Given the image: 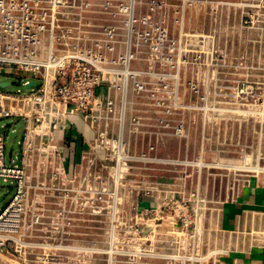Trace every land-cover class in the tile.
Here are the masks:
<instances>
[{
    "label": "rangeland",
    "instance_id": "1",
    "mask_svg": "<svg viewBox=\"0 0 264 264\" xmlns=\"http://www.w3.org/2000/svg\"><path fill=\"white\" fill-rule=\"evenodd\" d=\"M142 1L118 0V101L132 121L166 118L168 137L121 142L123 153L143 158L120 157L115 171H103L82 219L79 208L72 215L71 234L22 237L0 247V264H211L221 238L211 216L242 181L264 173L262 62L240 65L243 49L222 35L211 64L210 47L195 44L191 14L147 12ZM5 80L6 93L30 92ZM21 132L6 138L14 164ZM158 182L169 186L151 190ZM13 187L0 179V209ZM164 192L173 196L168 206Z\"/></svg>",
    "mask_w": 264,
    "mask_h": 264
},
{
    "label": "built area",
    "instance_id": "2",
    "mask_svg": "<svg viewBox=\"0 0 264 264\" xmlns=\"http://www.w3.org/2000/svg\"><path fill=\"white\" fill-rule=\"evenodd\" d=\"M142 4L147 12L191 14L195 44L210 47L211 64L221 58L222 35L231 37L243 49L240 65L262 62L258 73L264 77V0ZM118 11V0H0V75L20 79L26 88L35 82L25 94L0 90V121L14 122L12 129L0 128V179L14 184L0 210L2 248L39 232L69 236L72 215L79 208L82 219L103 171H115L120 157L143 158L123 153L120 143L168 137L166 118L158 125L150 118L132 121L118 101ZM17 123L22 132L14 164L5 144ZM152 184L151 190L169 186ZM164 195L161 204L168 206L173 196ZM223 252L213 251L211 258Z\"/></svg>",
    "mask_w": 264,
    "mask_h": 264
},
{
    "label": "crops",
    "instance_id": "3",
    "mask_svg": "<svg viewBox=\"0 0 264 264\" xmlns=\"http://www.w3.org/2000/svg\"><path fill=\"white\" fill-rule=\"evenodd\" d=\"M68 152L64 149L66 157ZM19 154L20 151L16 164ZM143 205L151 210L156 208L150 199H145ZM211 220L221 236L215 247L224 251L211 264H264V173L242 181L232 196L221 202Z\"/></svg>",
    "mask_w": 264,
    "mask_h": 264
},
{
    "label": "water",
    "instance_id": "4",
    "mask_svg": "<svg viewBox=\"0 0 264 264\" xmlns=\"http://www.w3.org/2000/svg\"><path fill=\"white\" fill-rule=\"evenodd\" d=\"M9 86H10V82H8V81H3V82L0 83V87H2V88H6V87H9ZM30 86H35V82L32 81V82L27 86V88H29ZM19 128H20V123H18V125H17L16 128H15V130L12 131V132L10 133V137H11V138H14V137L17 135V133H18V129H19Z\"/></svg>",
    "mask_w": 264,
    "mask_h": 264
}]
</instances>
